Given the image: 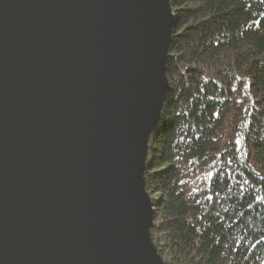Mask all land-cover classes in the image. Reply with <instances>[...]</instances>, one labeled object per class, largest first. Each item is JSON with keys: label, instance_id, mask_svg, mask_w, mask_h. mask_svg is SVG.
Instances as JSON below:
<instances>
[{"label": "water", "instance_id": "obj_1", "mask_svg": "<svg viewBox=\"0 0 264 264\" xmlns=\"http://www.w3.org/2000/svg\"><path fill=\"white\" fill-rule=\"evenodd\" d=\"M169 0H0V264H164L148 142Z\"/></svg>", "mask_w": 264, "mask_h": 264}, {"label": "trees", "instance_id": "obj_2", "mask_svg": "<svg viewBox=\"0 0 264 264\" xmlns=\"http://www.w3.org/2000/svg\"><path fill=\"white\" fill-rule=\"evenodd\" d=\"M169 3L151 240L164 264H264V0Z\"/></svg>", "mask_w": 264, "mask_h": 264}]
</instances>
